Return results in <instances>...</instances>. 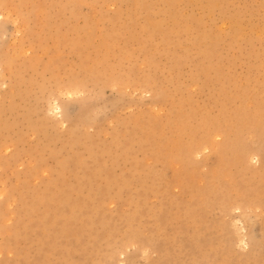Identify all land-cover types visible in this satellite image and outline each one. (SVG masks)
I'll return each mask as SVG.
<instances>
[{
	"label": "rangeland",
	"instance_id": "1",
	"mask_svg": "<svg viewBox=\"0 0 264 264\" xmlns=\"http://www.w3.org/2000/svg\"><path fill=\"white\" fill-rule=\"evenodd\" d=\"M263 125L264 0H0V264H264Z\"/></svg>",
	"mask_w": 264,
	"mask_h": 264
},
{
	"label": "bare ground",
	"instance_id": "2",
	"mask_svg": "<svg viewBox=\"0 0 264 264\" xmlns=\"http://www.w3.org/2000/svg\"><path fill=\"white\" fill-rule=\"evenodd\" d=\"M180 14V13H179ZM146 18V17H145ZM224 27H226V26H224ZM221 28V27H220ZM227 30V29H226ZM189 41V40H188ZM196 53V52H195ZM177 109V108H176ZM195 109V108H194ZM173 110H175V109H173ZM182 114V113H181ZM174 117V116H173ZM180 117V116H179ZM260 117V116H259ZM199 118V117H198ZM180 119V118H179ZM190 119V118H189ZM187 120V119H186ZM261 120V119H260ZM197 122V121H196ZM177 124V123H176ZM257 125V124H256ZM258 126V125H257ZM256 126V127H257ZM264 126V125H263ZM187 131V130H186ZM191 132V131H190ZM187 135V134H186ZM180 136V135H179ZM179 146V145H178ZM179 151V150H178ZM190 152V151H189ZM183 158V157H182ZM221 173V172H220ZM226 175V174H225ZM222 177V176H221ZM220 178V177H219ZM209 181H211V180H209ZM219 181V180H218ZM246 184V183H245ZM215 185V184H214ZM219 187V186H218ZM247 189V188H246ZM237 191V190H236ZM235 192V191H234ZM198 193V192H197ZM245 194V193H244ZM258 195V194H257ZM241 197V196H240ZM251 197V196H250ZM249 197V198H250ZM257 198V197H256ZM224 199V198H223ZM247 199V198H246ZM257 200V199H256ZM240 202V201H239ZM241 203V202H240ZM228 204V203H227ZM242 205V204H241ZM222 206V205H221ZM199 231V230H198ZM192 247V246H191Z\"/></svg>",
	"mask_w": 264,
	"mask_h": 264
}]
</instances>
